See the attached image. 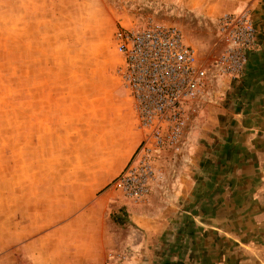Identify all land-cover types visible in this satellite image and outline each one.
Masks as SVG:
<instances>
[{"label":"rangeland","instance_id":"rangeland-1","mask_svg":"<svg viewBox=\"0 0 264 264\" xmlns=\"http://www.w3.org/2000/svg\"><path fill=\"white\" fill-rule=\"evenodd\" d=\"M242 10L259 48L230 79L214 65L224 48L219 16L188 0H0V256L5 223L50 172L58 121L128 96L114 31L155 23L180 30L207 80L180 139L154 154L147 194L105 188L102 264H264V11L225 13Z\"/></svg>","mask_w":264,"mask_h":264},{"label":"crops","instance_id":"crops-1","mask_svg":"<svg viewBox=\"0 0 264 264\" xmlns=\"http://www.w3.org/2000/svg\"><path fill=\"white\" fill-rule=\"evenodd\" d=\"M188 2L206 17L245 7L264 11L262 0ZM127 97L112 95L107 100L111 103L99 104L96 109L74 110V116L66 114L57 120L60 125L57 139L51 142L50 172L43 173L41 180H34L42 182L28 189L31 191L26 199L16 205L18 210L5 223L2 264L104 262L107 250L103 230L108 225L105 188L125 168L142 139L131 99ZM49 227L52 229L42 231ZM164 227L159 226V233ZM64 232L72 238L68 248L63 244Z\"/></svg>","mask_w":264,"mask_h":264},{"label":"built area","instance_id":"built-area-1","mask_svg":"<svg viewBox=\"0 0 264 264\" xmlns=\"http://www.w3.org/2000/svg\"><path fill=\"white\" fill-rule=\"evenodd\" d=\"M217 25L224 48L214 65L219 74L238 78L259 48L256 27L243 10L222 14ZM113 44L120 56L117 74L131 99L142 139L110 187L139 199L148 192L154 154L180 139L187 111L205 86L207 69L171 25L119 26Z\"/></svg>","mask_w":264,"mask_h":264},{"label":"bare ground","instance_id":"bare-ground-1","mask_svg":"<svg viewBox=\"0 0 264 264\" xmlns=\"http://www.w3.org/2000/svg\"><path fill=\"white\" fill-rule=\"evenodd\" d=\"M190 43V42H189ZM191 44V43H190ZM192 45V44H191ZM193 46V45H192ZM193 48H194V46H193ZM194 50H195V48H194ZM195 52H196V50H195Z\"/></svg>","mask_w":264,"mask_h":264}]
</instances>
